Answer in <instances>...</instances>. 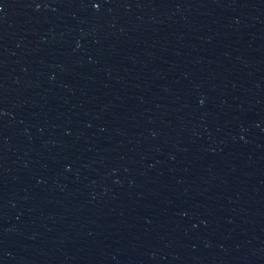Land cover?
Masks as SVG:
<instances>
[{
  "label": "water",
  "instance_id": "95a60500",
  "mask_svg": "<svg viewBox=\"0 0 264 264\" xmlns=\"http://www.w3.org/2000/svg\"><path fill=\"white\" fill-rule=\"evenodd\" d=\"M163 0H0V48L101 24Z\"/></svg>",
  "mask_w": 264,
  "mask_h": 264
}]
</instances>
